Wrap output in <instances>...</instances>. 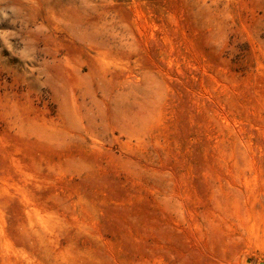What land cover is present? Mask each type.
<instances>
[{
  "label": "rangeland",
  "instance_id": "obj_1",
  "mask_svg": "<svg viewBox=\"0 0 264 264\" xmlns=\"http://www.w3.org/2000/svg\"><path fill=\"white\" fill-rule=\"evenodd\" d=\"M0 264H264V0H0Z\"/></svg>",
  "mask_w": 264,
  "mask_h": 264
}]
</instances>
